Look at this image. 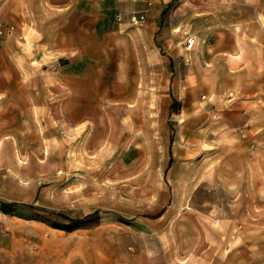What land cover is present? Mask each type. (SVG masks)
I'll use <instances>...</instances> for the list:
<instances>
[{
	"label": "rangeland",
	"instance_id": "1",
	"mask_svg": "<svg viewBox=\"0 0 264 264\" xmlns=\"http://www.w3.org/2000/svg\"><path fill=\"white\" fill-rule=\"evenodd\" d=\"M0 11L14 27L0 35V62L6 41L13 55L17 40L31 54L32 41L46 40L49 28L65 34L54 15H26L22 32L17 15ZM133 14L143 20L132 22ZM243 14L241 0H123L110 27L89 30L88 71L97 86L95 94L87 90L90 110L9 117L0 147L15 155L0 160V192L12 197L0 194V236L28 247L45 240L73 264H143L158 257L160 237L174 247L175 222L193 215L211 237L209 212L222 218L236 210L225 187L256 178L264 184V147L230 140L221 114L232 96L209 93L227 81L218 77L225 64L216 62V46L231 39ZM28 65L40 76L48 69ZM216 178L221 188L209 191ZM219 229L236 235L239 224ZM145 242L152 250L140 249ZM117 244L124 250H113ZM244 245L264 250V238L227 241L232 250Z\"/></svg>",
	"mask_w": 264,
	"mask_h": 264
},
{
	"label": "crops",
	"instance_id": "2",
	"mask_svg": "<svg viewBox=\"0 0 264 264\" xmlns=\"http://www.w3.org/2000/svg\"><path fill=\"white\" fill-rule=\"evenodd\" d=\"M122 1L0 0L3 12L7 13L9 9L20 18L22 32L26 28L25 16L29 14L54 15L57 24L62 27L58 29L65 32L55 35L49 28L46 40L32 41L31 47L37 50H32L31 54L25 49L28 46L24 41H16L15 55L9 50L12 46L9 41L1 44L7 54L0 62V142H5L3 137L7 133L5 128L9 117L15 119L11 114L17 110L21 111V117L33 121L38 119L40 109L55 111L59 107L69 112V117H73V112L90 110L85 102L87 90L91 87L95 94L97 86L90 81L96 77L95 72L88 71V63L94 60L89 56L88 32L100 31V24L110 27ZM241 4L245 8L242 22L233 24L231 39L217 44L215 51L216 62L223 59L225 64L223 73L220 72L218 77L227 81L223 88H210L209 93L232 96L227 98L224 113L221 114L225 126L234 132L230 140L255 142L264 147V0H241ZM156 7L155 4L152 6L149 16L153 15ZM3 24L6 33L14 30L13 25ZM153 24L156 26L155 21ZM41 48H47L48 54L40 56ZM34 62L48 64L42 76L38 66L28 65ZM90 108L96 110L95 103ZM5 146L0 147V160L15 155ZM211 174H218L215 166ZM218 187L220 189L221 185L216 178L209 191ZM225 191L231 192L232 205L236 210L222 218H217L216 214L210 217L212 211L209 212L207 227L211 230V237L206 234L203 225L206 222L201 216L178 220L174 228V247H166L164 237H160L158 257H145L143 264H264V250H247L246 245L238 247V250L227 247V241L233 236L244 240L264 238V184L257 178L247 179L229 184ZM0 194L3 197L8 195L4 192ZM222 223L239 224L238 233L221 232ZM180 230L185 232L180 233ZM3 237L0 236V264H73L70 254L57 253L45 240H38L28 247L16 242L13 237ZM97 248L108 250L102 244ZM114 248L124 250L118 244L112 246ZM140 249L152 250V246L145 242ZM117 262L115 264H119Z\"/></svg>",
	"mask_w": 264,
	"mask_h": 264
},
{
	"label": "trees",
	"instance_id": "3",
	"mask_svg": "<svg viewBox=\"0 0 264 264\" xmlns=\"http://www.w3.org/2000/svg\"><path fill=\"white\" fill-rule=\"evenodd\" d=\"M175 103H176V102H174V103L171 105V109H172V106H173ZM98 214H99V211L96 210V211H94L93 213L84 216L83 218L69 219V220H70L71 222H73V223H78V222H81V221H83V220H85V219H87V218L94 217V216H96V215H98ZM55 227L60 228V227H58V226H55ZM61 229H66V228H61ZM67 230H70V229H67Z\"/></svg>",
	"mask_w": 264,
	"mask_h": 264
},
{
	"label": "built area",
	"instance_id": "4",
	"mask_svg": "<svg viewBox=\"0 0 264 264\" xmlns=\"http://www.w3.org/2000/svg\"><path fill=\"white\" fill-rule=\"evenodd\" d=\"M130 19L132 22H138L140 20H143V16H137V15L133 14L130 17ZM4 32H5V27H4L3 22L0 20V35L3 34Z\"/></svg>",
	"mask_w": 264,
	"mask_h": 264
}]
</instances>
